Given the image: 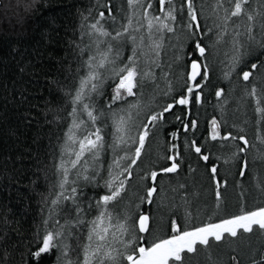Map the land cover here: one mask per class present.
Returning a JSON list of instances; mask_svg holds the SVG:
<instances>
[{"label":"snow or ice","instance_id":"1","mask_svg":"<svg viewBox=\"0 0 264 264\" xmlns=\"http://www.w3.org/2000/svg\"><path fill=\"white\" fill-rule=\"evenodd\" d=\"M33 3L34 0H14L12 10L24 18L33 10ZM104 7L108 15L101 11L94 22L89 20L91 12L81 14L69 48L72 61L65 70V108L52 110L48 121L50 125L66 121L67 131L52 160L54 179L43 196L46 217L33 237L35 246L32 241L17 244L13 239L15 230L6 216L0 215V264H43L42 258L48 256H54L56 264H194L195 257L213 242L249 244L250 236L264 234V207L196 226L191 223L188 198L181 196L184 223L170 220L168 235L153 236L152 217L139 211L133 216L132 209L139 205L124 201L133 169L138 162L143 163L151 130L166 121V114L181 122L184 134L197 132L199 122L188 117L196 105L205 102L210 58L224 56L220 61L226 69L222 75L231 80L245 55L259 48L260 56H264V0H123L119 18L113 13L111 0ZM4 8V0H0V9ZM186 43L195 55L186 65L181 91L173 95L172 67L182 56L174 54L172 60L166 57L169 49L182 52ZM124 49L129 56H122ZM261 67L264 62H252L249 70L241 68L236 73L244 82L240 100L246 105L251 103L254 132L264 128V72L258 71ZM147 88L152 89L148 99L171 96V102L158 111L151 109L141 92ZM106 92L107 103L98 107V98ZM214 95L222 118H211L210 129H205L207 136L201 137L205 143L186 137V147L204 162L210 161L209 141L233 149L232 156L223 163L242 157L239 175L244 176L249 169L250 151L256 152L253 159L264 162V134L254 137L261 147L250 141L242 128L234 135L228 129L236 125H229L223 118L229 95L224 88L214 90ZM178 107L184 109L183 116L176 115ZM146 108L150 109L146 119L140 120ZM106 126L115 128V138L110 142L105 139ZM180 135L178 130L171 138L178 140ZM235 141L242 142V146L230 143ZM180 148L179 144L171 145L173 154L166 157L170 166L148 168L138 174L141 182L150 181L145 195L137 197L140 204L154 203L158 188L163 191L158 177L178 172ZM108 153L112 154L111 164L105 167L102 156ZM217 172L213 162L210 173L219 206L222 181ZM171 191L176 193L177 189ZM168 199L174 202V197ZM251 264H264V244Z\"/></svg>","mask_w":264,"mask_h":264},{"label":"trees","instance_id":"2","mask_svg":"<svg viewBox=\"0 0 264 264\" xmlns=\"http://www.w3.org/2000/svg\"><path fill=\"white\" fill-rule=\"evenodd\" d=\"M4 3L6 8L0 9V215L6 216L10 228L15 230L17 235L13 239L17 244L22 241L23 245H27L32 241L34 247L33 237L46 217L43 196L47 195V189L54 179L50 171L52 160L67 131L66 121L62 120L59 125H50L48 121L52 119V110L65 108V70L72 61L69 48L75 38L81 14L88 15L91 12L89 20L92 22L99 18L98 13L101 11L107 16L104 5L108 0H34L33 10L24 18L12 10L14 0H4ZM111 4L114 5L113 13L119 18L123 0H111ZM105 27L109 25L105 24ZM261 51L257 48L252 55H245L231 80L224 79L222 75L226 70L220 62L225 59L224 56L210 58V82L204 89L205 102L196 105L193 115L188 117L199 122L196 133L184 134L181 122L171 114H166V121L151 130L153 135L146 141L143 163L138 162L133 169L124 203L139 205L138 209H132L133 216L139 211L152 217L155 222L153 236L168 235L170 220L184 223L182 216L185 209L181 196H187L190 205L188 210L193 215L191 223L196 226L264 207V162L253 159L255 150L247 154L249 169L241 176L242 157L228 164L223 163L232 156L233 149L221 148L217 142L209 141L210 161L204 162L186 147V137L195 138L198 144L205 143L201 137L207 136L205 129H210L211 118H222L220 105L214 95V90L219 88H224L229 95L223 118L228 120L229 125H236L228 130L235 135L239 129H244L243 134L257 147H261L254 137L264 134V128L254 132L251 103L246 105L240 100L244 82L236 75L241 68L249 70L252 62H264ZM174 54L182 56V59L173 63V95L181 91L186 65L195 55L187 43L180 53L169 49L166 59L172 60ZM129 55L127 49L122 51L123 57ZM257 56L259 59H256ZM258 71L264 72V67ZM160 87H164L163 83ZM141 92L145 94V102L151 109L158 111L171 102V96L156 95L148 99L152 94L151 88L142 89ZM108 99L106 92L105 96L98 98V107L107 103ZM149 110L146 108L139 119H146ZM174 111L176 115H184L182 107ZM178 130L181 132L180 139L173 140L172 134ZM104 132L109 142L115 138L114 127L106 126ZM173 143L181 145V156L177 159L180 165L178 172L158 177L157 183L163 191L158 188L159 195L153 198L154 203L140 204L137 197L145 195L150 181L141 182L138 174L142 175L148 168L159 170L162 166H170L171 161L166 157L173 154L170 151ZM230 143L242 146L240 141ZM111 159V153L102 156L105 167L111 164ZM213 162L218 168L217 178L222 181L219 206L210 173ZM223 181H227L226 186ZM181 184L185 189L178 188ZM172 189H177V192L173 193ZM90 195L94 197L96 193ZM169 197H174V202ZM174 212L177 214L173 215ZM262 244L264 234L250 236L249 244L213 242L210 248L195 257L194 264H236V261L239 264H251L252 257ZM250 247L252 251H249ZM42 261L43 264H56L54 256L42 258Z\"/></svg>","mask_w":264,"mask_h":264},{"label":"rangeland","instance_id":"3","mask_svg":"<svg viewBox=\"0 0 264 264\" xmlns=\"http://www.w3.org/2000/svg\"><path fill=\"white\" fill-rule=\"evenodd\" d=\"M219 222V221H218Z\"/></svg>","mask_w":264,"mask_h":264}]
</instances>
